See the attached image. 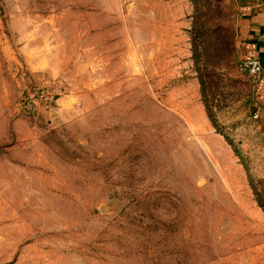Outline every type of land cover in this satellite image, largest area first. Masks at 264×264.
<instances>
[{
  "label": "rangeland",
  "instance_id": "obj_1",
  "mask_svg": "<svg viewBox=\"0 0 264 264\" xmlns=\"http://www.w3.org/2000/svg\"><path fill=\"white\" fill-rule=\"evenodd\" d=\"M235 21L230 0H0V264H264Z\"/></svg>",
  "mask_w": 264,
  "mask_h": 264
},
{
  "label": "crops",
  "instance_id": "obj_2",
  "mask_svg": "<svg viewBox=\"0 0 264 264\" xmlns=\"http://www.w3.org/2000/svg\"><path fill=\"white\" fill-rule=\"evenodd\" d=\"M234 6L237 64L242 57H257L263 67L249 96L250 116L264 125V0H230ZM238 68V66H237ZM250 78L248 73H245ZM258 113V117L254 115Z\"/></svg>",
  "mask_w": 264,
  "mask_h": 264
},
{
  "label": "trees",
  "instance_id": "obj_3",
  "mask_svg": "<svg viewBox=\"0 0 264 264\" xmlns=\"http://www.w3.org/2000/svg\"><path fill=\"white\" fill-rule=\"evenodd\" d=\"M197 16V15H196ZM194 18V21H193V27H192V41H193V47H192V51H193V59H194V63H195V66H196V69L198 71V74H199V80H200V84H201V89H202V93H203V96H205V106L207 108V114L210 118V120L212 121L213 125L217 127V120L214 116V114L212 113V111L210 110L209 108V105H208V101L206 100V91L204 89V86H205V80L203 78V74H202V70L200 68V50H199V46H198V43H197V39L199 37L198 35V26H199V23H198V18ZM229 143L231 145H233L232 141H230L228 138H226ZM234 150L236 151L237 154L238 153V150L236 148H234ZM262 207V205H261ZM263 211H264V207H262Z\"/></svg>",
  "mask_w": 264,
  "mask_h": 264
},
{
  "label": "built area",
  "instance_id": "obj_4",
  "mask_svg": "<svg viewBox=\"0 0 264 264\" xmlns=\"http://www.w3.org/2000/svg\"><path fill=\"white\" fill-rule=\"evenodd\" d=\"M237 66L241 72L248 73L253 83H257L262 77L263 67L257 57H242ZM254 116L258 117V113Z\"/></svg>",
  "mask_w": 264,
  "mask_h": 264
}]
</instances>
